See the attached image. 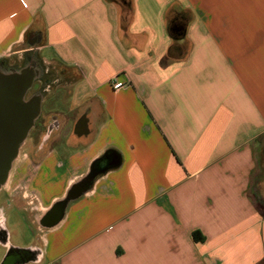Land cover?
Returning <instances> with one entry per match:
<instances>
[{
    "label": "crops",
    "instance_id": "obj_1",
    "mask_svg": "<svg viewBox=\"0 0 264 264\" xmlns=\"http://www.w3.org/2000/svg\"><path fill=\"white\" fill-rule=\"evenodd\" d=\"M37 53L0 264H264V0H0V65Z\"/></svg>",
    "mask_w": 264,
    "mask_h": 264
},
{
    "label": "water",
    "instance_id": "obj_2",
    "mask_svg": "<svg viewBox=\"0 0 264 264\" xmlns=\"http://www.w3.org/2000/svg\"><path fill=\"white\" fill-rule=\"evenodd\" d=\"M39 77L38 71L29 68L20 71H4L0 68V189L6 183L21 146L40 116L41 97L27 99L28 92ZM65 206L66 203L58 212L62 214Z\"/></svg>",
    "mask_w": 264,
    "mask_h": 264
},
{
    "label": "flooded vegetation",
    "instance_id": "obj_3",
    "mask_svg": "<svg viewBox=\"0 0 264 264\" xmlns=\"http://www.w3.org/2000/svg\"><path fill=\"white\" fill-rule=\"evenodd\" d=\"M30 56H33V57H34L35 55H30ZM30 56H27V59H28L29 63L26 62V66H28L29 64H31V62H33V61H31L32 59H31ZM27 63H28V65H27ZM1 68H2L4 71L7 70V67H6L4 64L1 65ZM42 72H43L42 75H41L38 79H36V81H35V83H34V85H33V88L28 92V94H27V98H28V99H31L32 97H34V96H39V95L44 97V96L47 95V93L49 92V90H53V89L57 86V84H58V80H57V78H56V75H54V74L51 73L50 71H46L45 69H43ZM30 92H31V94H30ZM29 94H30V96L28 97ZM42 119H43V118H42V115H41V116L36 120V122H35L33 128L31 129V131H30L29 134H28V138H27V139L38 140V139H40V138H44V137H45V135L47 134V132H48L49 129H46V128H45V124H46V123H45ZM55 122H56L55 116H52V117H51V120H50V128L53 129V126L57 125V123H55ZM24 148H25V146L23 145V146L20 148L21 151H22ZM104 162H105V159H103L101 162H99V163L95 166V168H94V172L97 171L98 169H101V168L104 166V164H105ZM81 187H83V186H82V185H79V188H78V189H80ZM74 191H75V190H74ZM74 191H72V192H74ZM67 201H69V197H68L67 199H65L64 201L58 203V204L56 205L54 211H53L51 214L48 213V214L44 217L45 221H48V220L52 219V218L54 217V216L52 217V215L54 214V212H58V211L60 210V208H61L65 203H67ZM14 254H15V253H14ZM11 257L16 258V260H18L19 257H20V255H17V254H16V256L13 255V256H11Z\"/></svg>",
    "mask_w": 264,
    "mask_h": 264
},
{
    "label": "rangeland",
    "instance_id": "obj_4",
    "mask_svg": "<svg viewBox=\"0 0 264 264\" xmlns=\"http://www.w3.org/2000/svg\"><path fill=\"white\" fill-rule=\"evenodd\" d=\"M31 57V61H33V62H31V64H29L28 65V63H29V61H28V59H27V56L24 58V60H21V61H19V62H16L14 65H5L6 67H7V70L8 71H10V70H16V71H20V70H23V69H25V68H29V69H31V70H33V71H38L39 72V74H40V76L42 75V71H43V69H44V64H43V61H42V59H41V57H40V55L37 53L36 54V56H30ZM26 62H28L27 63V65L28 66H26ZM52 71V72H51ZM50 72L51 73H53L54 75H56V70H51ZM30 94H31V92H30ZM30 94L28 95V97L30 96ZM28 99V98H27ZM260 141H261V144H262V155H263V157H264V137L263 138H261L260 139ZM263 162H264V159H263ZM264 163L262 164V168H263V170H264ZM29 231H30V233H26V232H23V234H22V236L24 237V238H22L24 241H26V239L28 240V239H30L31 238V236L33 235L32 234V231H31V229H29ZM26 235V236H25Z\"/></svg>",
    "mask_w": 264,
    "mask_h": 264
},
{
    "label": "trees",
    "instance_id": "obj_5",
    "mask_svg": "<svg viewBox=\"0 0 264 264\" xmlns=\"http://www.w3.org/2000/svg\"><path fill=\"white\" fill-rule=\"evenodd\" d=\"M0 239L3 240V241H6V232H0ZM194 239L196 241H201V240H203V237L201 236V234L199 232H195L194 233Z\"/></svg>",
    "mask_w": 264,
    "mask_h": 264
}]
</instances>
